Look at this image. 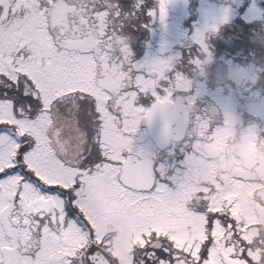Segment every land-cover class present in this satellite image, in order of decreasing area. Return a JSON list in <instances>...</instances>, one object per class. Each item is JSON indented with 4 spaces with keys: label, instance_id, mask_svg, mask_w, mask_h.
<instances>
[{
    "label": "rangeland",
    "instance_id": "374dc122",
    "mask_svg": "<svg viewBox=\"0 0 264 264\" xmlns=\"http://www.w3.org/2000/svg\"><path fill=\"white\" fill-rule=\"evenodd\" d=\"M47 1L51 2L44 9L41 8L39 0H0V71H5L13 83L19 85L20 89H23L26 94L29 93L32 98H38L40 95L52 97L55 91L61 89L59 92H64L61 102L55 105L53 112L42 113L40 110L33 119L29 120L27 111L20 114L21 117H13L9 103L2 101L0 102V123L7 124L6 127H14L20 134H31L33 138L31 140V153L27 155L26 160L46 180L60 181L64 184L70 183L74 179L79 181V187H82L80 191L82 200L80 199L79 204L96 223L98 238H104L107 233L108 249L117 258L118 263L116 264H131L132 248L134 251L136 242L142 238L140 233L148 231L150 227L173 239L175 242L173 246H176L180 251H185L193 256L192 259H188L181 253L174 251L171 253L172 256H175L173 264H187V260L190 263L197 261L199 259V256H196L198 242L203 237L201 216L185 215L184 210L187 207L184 205V198H188L187 196L192 190L184 191V186L192 189L198 185V181H188V176L192 178L189 173L186 174L185 178H181L184 170L179 169L180 167L175 164L172 156L163 158L165 161L169 159L171 163L165 162L161 168L163 171L171 166V168H175L172 173L167 170V174L172 179V185H168L167 182L159 184L158 188L152 191L147 199L144 197L145 194L132 191L123 192L122 187L116 185L114 174L118 168L115 164L118 162L115 161L122 159V150L148 154L153 149L148 141H144L140 145L137 144L138 138L142 136L140 135L142 131L137 130L141 106H136L133 102L134 91H127V88L124 87H126L128 79H131L136 88L139 86L141 90L150 89L154 92V86L158 79L165 76L163 70L167 66L173 67L178 61L181 55L180 45H184L182 44L183 41L199 42L201 50L205 53L204 40H209V37L220 36L223 28L219 29V25L222 24L226 28L232 19H235L233 14L241 9H244L243 13L240 14L241 19L255 28L246 31L250 35L244 34L243 38L249 42V45L252 42L261 43V45L249 46L247 51L251 53L253 58L257 57V61L264 62V5L262 3L264 0H195L200 14H196L198 18L194 21L191 35H187V31L182 28L181 24V21L189 16V0H149L147 12L150 15V21L155 23L150 29L151 38L147 41L148 46H151V52H146L140 62H136L135 68L138 70L132 77L128 75L125 69L127 59L131 55V49L128 48V50L123 51L122 48H119L118 42H116L117 38L114 39L116 40L114 46L109 43L110 37L103 38L102 32L107 28L106 10L96 12L94 6L93 8L90 7V4L83 2V0H54L56 1L54 5L51 4L53 0ZM135 1L136 3L140 2V0ZM51 8L50 12L49 9ZM78 10V13L85 17H80L79 22L73 24L71 17ZM49 17L52 18V24H49ZM87 17H89L90 23L85 21ZM156 24L161 26L158 30ZM69 26L73 27L72 35L68 34ZM53 27L56 31L58 29L61 47L53 40L51 33ZM241 31L244 32L245 28H241L240 33ZM240 33L238 31L239 35ZM62 41L65 44H62ZM157 43L169 44V53L159 56L153 49ZM93 49L98 52L100 62L97 79H94L92 75L94 61L97 60L92 53ZM191 52L193 54L191 59L193 67L201 71L204 68V63L207 62V66L211 68L214 81L223 83L224 73L236 77L238 93L248 100L243 105H241V100L238 101L240 112L236 109L237 102L231 96L232 92L231 95L226 96L221 94L220 97L223 99L219 97L218 99L225 109L226 121L229 122V125L238 124L240 134L249 133L253 140H258V131L264 130V96L258 90H251L246 83L255 74L256 80L261 69L258 70L256 64L255 66H251L252 64L250 66L239 65L236 69L229 62L223 64L218 61V58L212 60L211 54L205 53L199 56L192 50ZM261 65L264 67V63ZM70 66L76 70L70 76L73 81L72 85L67 83L68 74H65L64 71L66 67ZM59 67H61L60 70ZM202 73L203 70L197 74ZM0 81L7 84L4 79L0 78ZM173 81L178 94H184L187 84L184 86L183 80L179 76ZM202 83V81L198 83L199 92L202 91ZM107 90L110 93H107ZM68 91H80V93L68 95ZM173 91L175 90L170 92ZM207 91L206 88L201 93L202 96ZM177 92L175 91V93ZM165 93L164 97H168L170 94L168 90ZM249 94L254 97L249 96ZM86 96V104L88 105L93 98L94 109L97 110L99 119L101 118L99 120L101 138L97 142L100 143L101 151H104L105 154L107 152V156L112 159L113 163L109 165L106 163V167H100L98 163L91 172H88L89 170L75 172L70 167L62 166L54 156L53 151L63 152L67 157V162L69 161L68 163H76L83 153L90 150L91 141L97 140L95 139V132L89 135L88 124L82 125L71 114L61 115L56 111L58 112V109L60 111L63 108L61 106L66 107L65 105H67L66 111H70L73 105L76 107L80 101L79 105L84 106ZM186 96L191 100L194 95L187 94ZM32 98L29 99L32 100ZM107 99L111 100L115 109L114 112H107ZM224 99L228 100L227 105H225ZM44 104V109L50 107L48 102ZM199 104L202 107L205 106L202 101ZM241 110L244 113L243 117L248 119H243L240 116ZM47 123L53 136L46 138L43 130ZM0 126L2 125L0 124ZM222 132L219 131L215 134L220 145L217 144L218 140L217 142L213 141V148L223 146L224 141L220 139ZM15 139L12 132L6 128L0 132V167L8 162L9 152ZM258 141L263 146V149L260 150L263 163L258 169L264 171V136H261ZM68 155H71L70 160ZM195 161L197 162L191 161L187 165L188 168L192 171L204 172L205 165L201 164L199 159ZM209 169V166L206 167V172ZM73 174L77 178H73ZM211 178L210 172L207 173L206 180H212ZM184 180L187 181L186 184L182 183ZM213 182L218 184L215 180ZM2 183L3 192L1 190L0 209L3 208L2 211H4V206H7L8 202L11 205L13 202V208H15V202L13 200L11 202L15 180L8 179L7 182L2 181ZM250 188V185L245 183L240 185L241 190L238 192L239 210L247 215L242 221L244 225H240L239 228V237L242 241L240 244L246 247L248 254H251L249 245L253 243L252 237L255 232L246 227L247 222L249 220L255 221L264 214L260 204L257 208L251 209L248 198ZM233 190L236 191L235 185H233ZM225 192L220 189L213 196L219 200ZM230 193L227 191L229 197L231 196ZM262 196L264 200V193ZM19 205L23 208L30 206L28 209L37 215L44 213L51 207L60 208L57 200L43 199L29 186L24 188L21 199H19ZM124 207H126L125 211ZM101 211L105 213V217L99 216ZM251 212L254 213L251 214ZM2 220L6 224L4 213ZM34 226L35 221L32 219L29 233L33 234ZM45 230V235L36 242L33 240L27 247L30 249L35 243H38L40 248L35 252L36 256L34 258L25 256L22 264H66L67 255L73 253V248L81 239V235L73 226L64 230L62 237L57 236L49 229ZM256 233L258 234L257 231ZM229 248L232 252V248ZM226 249L223 247L222 253ZM216 258L218 260L220 258L217 250L214 251L209 262L205 260L199 264H212V262H217ZM255 258L258 256L255 255ZM230 260L232 264H244L242 260L231 259L229 256L226 258V264H230ZM162 261L166 262L159 264H172L166 259ZM216 264L222 263L217 262Z\"/></svg>",
    "mask_w": 264,
    "mask_h": 264
},
{
    "label": "trees",
    "instance_id": "16d2710c",
    "mask_svg": "<svg viewBox=\"0 0 264 264\" xmlns=\"http://www.w3.org/2000/svg\"><path fill=\"white\" fill-rule=\"evenodd\" d=\"M98 1H103V0H96V3ZM118 2L119 9L124 12L125 16H119V17H114L112 18V21L114 22L115 25L111 26L112 29L110 30V34L108 37H110V42H112V45L116 42L121 44V48L123 51L128 50L130 48L131 54H134L136 57H139L142 55L144 49L147 45V38H148V30H150V27L152 23L149 21V14L147 12V7H148V1L147 0H140L139 3H136L135 0H116ZM138 1V0H137ZM191 4H194L195 7L197 8L199 14L200 10L198 9V5L195 4V0H190ZM111 2V0H107V6ZM116 4V3H115ZM114 4V5H115ZM195 9L191 8L190 9V14H189V19L186 20H192L195 19ZM185 20V21H186ZM188 23V21H187ZM238 26H243L244 24L241 23V20L237 19L235 25L233 26V30L236 34H238V31H240L241 28ZM253 25H247L245 30L249 31V29H253ZM107 37V34L103 35V38ZM117 38L116 40H114ZM116 41V42H114ZM230 42H234V46L237 44L236 38L233 39V37L229 38ZM228 41V42H229ZM109 42V43H110ZM195 44H199V42H196ZM261 44V43H260ZM195 46H200V45H195ZM195 48H201V47H195ZM200 50V49H199ZM172 68V67H170ZM174 68V67H173ZM172 68V69H173ZM72 72L68 70V74L70 75ZM175 73L176 76L180 77V71H175L174 70H169V74ZM67 83L72 85L73 81L72 79L68 76L67 77ZM245 92V91H244ZM246 93V92H245ZM249 96L254 97L252 94H249ZM98 118V117H96ZM93 151H101V146L100 143L91 141V144L89 146ZM261 247L264 246V243H261ZM264 251V250H263ZM263 256L259 257V264H264V260L262 259Z\"/></svg>",
    "mask_w": 264,
    "mask_h": 264
},
{
    "label": "water",
    "instance_id": "95a60500",
    "mask_svg": "<svg viewBox=\"0 0 264 264\" xmlns=\"http://www.w3.org/2000/svg\"><path fill=\"white\" fill-rule=\"evenodd\" d=\"M181 101L182 99L177 97L173 103L154 102L151 105V109L145 116V125L152 139L157 142H166L167 134L170 131L171 134L173 133L174 125L182 122L178 114L171 116L176 110L175 106ZM253 152L251 151V154ZM120 180L136 189L149 188L152 183L150 163L148 161L137 162L133 156L127 157L121 166ZM24 243L25 240L22 241V245ZM3 256L6 264H18L20 259V255L15 250H5ZM96 257L103 260V256ZM96 257L92 260H96Z\"/></svg>",
    "mask_w": 264,
    "mask_h": 264
},
{
    "label": "flooded vegetation",
    "instance_id": "af4514ba",
    "mask_svg": "<svg viewBox=\"0 0 264 264\" xmlns=\"http://www.w3.org/2000/svg\"><path fill=\"white\" fill-rule=\"evenodd\" d=\"M209 108H212L211 106H209ZM191 111H194L193 108H191ZM207 115L204 116V117H199L198 119H200V121L202 123H206L210 120L211 117H213V114L212 112L208 110V112H206ZM191 116V115H190ZM181 150V149H179ZM212 150H216V149H212ZM233 148L230 146V150H229V153L231 154V157L237 161V157H234L233 155V152L232 151ZM203 154V153H202ZM226 155H227V151L225 149V151H220V150H217V151H205L204 152V155H203V164L207 167V166H213V167H221L224 160L226 159ZM208 158H212L210 161H208ZM79 194L76 196L75 199H81L82 200V197H81V193L78 192ZM79 206H82L81 204L78 203ZM83 207V206H82ZM94 207H96V205H94ZM126 210V207H124V211ZM88 215V213H87ZM89 216V215H88ZM99 216L101 217H105V213L104 212H99ZM90 217V216H89ZM91 218V217H90ZM92 220V224L95 228V232H97V226H96V223L94 222V220L91 218ZM103 244H104V247H105V251L107 253V233L105 235V237L103 238Z\"/></svg>",
    "mask_w": 264,
    "mask_h": 264
}]
</instances>
